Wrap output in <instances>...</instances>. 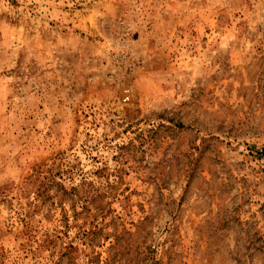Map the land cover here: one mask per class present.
I'll list each match as a JSON object with an SVG mask.
<instances>
[{
    "label": "rangeland",
    "instance_id": "1",
    "mask_svg": "<svg viewBox=\"0 0 264 264\" xmlns=\"http://www.w3.org/2000/svg\"><path fill=\"white\" fill-rule=\"evenodd\" d=\"M93 260L264 264V0H0V264Z\"/></svg>",
    "mask_w": 264,
    "mask_h": 264
},
{
    "label": "trees",
    "instance_id": "2",
    "mask_svg": "<svg viewBox=\"0 0 264 264\" xmlns=\"http://www.w3.org/2000/svg\"><path fill=\"white\" fill-rule=\"evenodd\" d=\"M70 189H72V190H73V189H74V187H71ZM145 219H146V218H143L141 221H139V225H143V224H144V221H145ZM143 227H144V225H143ZM143 227H142L141 229H143ZM142 232H143V231H142ZM145 233H147V232H145ZM91 262H92V263L94 262L93 264H107V263H106V262H104V261H97V260H96V261H94V260H93V261H91Z\"/></svg>",
    "mask_w": 264,
    "mask_h": 264
}]
</instances>
